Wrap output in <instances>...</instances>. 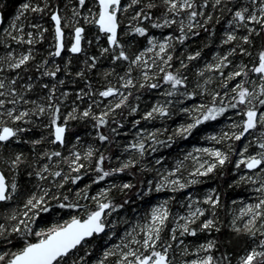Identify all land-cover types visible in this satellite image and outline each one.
Segmentation results:
<instances>
[{"label":"snow or ice","instance_id":"6c2138e0","mask_svg":"<svg viewBox=\"0 0 264 264\" xmlns=\"http://www.w3.org/2000/svg\"><path fill=\"white\" fill-rule=\"evenodd\" d=\"M69 3L70 14L68 5L62 10L56 0H21L7 27L0 31L3 52L0 54V147L4 149L3 160L8 167V172L0 168V202L8 207L2 214L5 222L0 223V264H174L176 258L170 252L177 243L184 245L180 249L182 254H195V258L182 260L181 264H232L231 253L214 254L215 240L189 247L180 238L187 234L196 236L203 230L219 231L215 211L221 198L216 189L202 197L188 193L187 200L182 202L185 208L182 212L173 213L169 201H162L142 215L134 213V218L120 219L109 218L124 209L131 199L125 190L134 188L132 181L117 184L109 180L104 187L92 191L93 184L116 173L127 170L138 176L133 169L139 164L141 169H148L155 176L151 180L138 179L135 195L162 189L175 193L199 183L201 177L229 163L237 171L243 167L256 172L250 175L244 171L238 181H233L251 182L256 194L254 200L239 209L230 224L235 232H243L252 240L238 256L237 264H264V36H261L264 0H235L234 3L225 0H130L129 3L76 0L72 3L69 0ZM129 10L130 16L127 15ZM226 10L230 17L226 19L228 28L219 43L228 47L223 52L216 51L210 62L194 66L198 82L189 90L190 73L186 74L189 63L202 53L199 49L186 50V55L177 57L179 67L174 68L177 42L184 45L190 36H198L196 29L207 30L210 37L215 36V25L219 23L215 17L217 14L224 17ZM45 15L52 22L51 43L37 59L38 50L31 46L45 40L44 34L49 31L43 22ZM123 21L127 27L121 29ZM4 22L5 16L0 11V24ZM87 24L97 28L92 38L86 36ZM66 25L72 28L67 33ZM173 25L175 30L166 36L150 33V27L163 29ZM100 34L106 37L107 46L99 45ZM124 36H131V40L124 41ZM257 36L262 40L259 45L255 43ZM137 37H144L147 47L136 45ZM93 39L100 51L89 55L84 42L91 44ZM126 44L136 50L129 52ZM66 47L73 54H84V67L73 71L71 65L78 57L68 58L63 64L57 62L56 58L62 56ZM105 54L112 66L103 77L107 80L110 74L115 75L120 86L109 81L96 89L89 73L97 68V62ZM116 67H120V72ZM61 71L65 73L63 79L58 76ZM75 78L86 84L76 89L78 95L70 101V110L62 112V103L69 100L73 91L66 86V81L77 84ZM210 82L215 83V87L210 89ZM154 89H162L165 99H156L141 113L140 90ZM198 95H207L209 99L181 107L180 112L185 113L187 119L176 124L171 132L165 127L137 128L142 120L172 115L170 106L174 100ZM85 99L88 102L81 109L77 101ZM124 110L141 114L132 122V128L137 129L133 141L121 145L128 154L123 159L116 155L115 166H105V153L97 144H89L82 151L78 147L79 136L75 144L69 141L68 122L85 119L96 130L98 141L112 143L115 147L113 142L120 135L117 129L124 128ZM229 110L232 111L225 127L205 137L214 144L193 147L182 159L175 160V166L166 167L163 155L155 160L158 167L144 163L149 152L170 147L178 138L191 136L198 126L216 121ZM113 124L116 127H112ZM34 127L48 129L47 142L57 147H44L45 136L32 138L29 134ZM103 128H108V133L100 130ZM235 141H242L239 150L233 146ZM16 142L32 145L35 158L29 159L22 151L8 155V146ZM216 143L222 146H215ZM65 144H71L66 156L59 148ZM112 159L111 155L107 156L108 161ZM189 159L195 162L190 170L185 163ZM50 162L55 167L50 166ZM21 170L29 178L28 182L18 180ZM89 172L93 175L83 187H67L75 186ZM113 189L124 193L120 201L114 199ZM12 201L17 202L16 206L10 204ZM204 203L208 207L203 206ZM209 207L212 216L201 220ZM52 211H63L67 218L60 216L59 222L50 226L40 224L44 219L42 214ZM197 220H200L199 225ZM119 223L125 228L118 236ZM166 229L168 235L164 236ZM100 234L118 237V242L101 246L96 252L91 241Z\"/></svg>","mask_w":264,"mask_h":264},{"label":"trees","instance_id":"16d2710c","mask_svg":"<svg viewBox=\"0 0 264 264\" xmlns=\"http://www.w3.org/2000/svg\"><path fill=\"white\" fill-rule=\"evenodd\" d=\"M1 1H2L1 4H3V6H0V11H2L5 16V22L3 23L2 26L3 29V27H5L6 24L8 23L12 14H14V10L18 9L21 0H1ZM124 1L125 0H123L122 2L124 3ZM56 2L61 4L63 10V5L65 2H68V0H56ZM75 2L76 0L74 1L72 0V3ZM225 2L234 3L235 0H225ZM156 14H159V12L157 11ZM227 18H230L229 14L227 13V10L225 11L224 17H219L218 14L216 15L215 19H219V23L215 25L216 28L215 36L210 37L207 30L196 29V31L199 33L198 36H190L188 41H186L184 45H179V43L177 42V47L175 50L176 54L174 55V59H173L174 68L179 67L177 57L186 55V50L199 49L201 50L202 53L201 57L189 63L186 72V74L190 73L188 76L190 81L189 90H192V88H194L195 86V83L198 82L194 66L199 67L202 66L203 63L206 61L210 62L214 58V54L216 51L223 52L227 49L228 45H220L219 43L220 38L223 36V32L228 28V25L226 23ZM43 22L45 26L48 27L49 29L47 34H45V40L31 46L38 50L37 59H39L40 56H43L45 54L44 51L45 49H49V44L51 43V34L53 31L52 22L47 15L44 16ZM81 23L84 22L81 20ZM125 27H126L125 24L122 23L121 29H124ZM174 30H175V25H173L172 28H163V29H153L150 27V33L155 34L157 36H161L162 34L166 36L169 31H174ZM65 32L67 33L69 31L65 28ZM96 32H97V28L95 25H86L87 37L90 35L91 37H94ZM100 36L101 38L99 41V45L107 46L106 37L103 34H100ZM261 36H264V33H262ZM261 36H257L255 39V43L257 45H259L262 42ZM122 39L124 41H130L131 36H124L122 37ZM136 45L147 47L145 38L137 37ZM24 47L27 48L29 46L24 45ZM126 47L129 52H134L136 50L135 47L129 44H126ZM85 49L89 55L99 54L100 51V48L94 39L91 44H87V42H85ZM17 50L19 51L20 49ZM65 52L66 49L64 50L61 57L56 58L57 62L62 64L65 63L63 59V55L65 54ZM253 53L255 55V49H253ZM0 54H3L2 49H0ZM69 57L70 58L78 57V59H74V63L73 65H71L73 71H77L80 68L84 67L82 63L83 59L85 58L84 54L73 55L69 52ZM117 64H119V62H117ZM111 66L112 64L107 59V54H105V56L102 57L97 62V68L89 73V78L93 81L94 88L100 89L103 86H106V84L109 81H111L113 84H116L117 86H120L119 84H117V77L115 75L110 74L107 80L103 77V73L107 71L108 68ZM116 71L120 72V67H116ZM58 76L63 79L65 78V73L61 71V73H59ZM75 79L78 80L77 84H69L66 81V86L73 90L69 95V99H70L69 103L71 100H74L78 95L76 89L79 87H83L86 84V81L80 80V78H75ZM45 82H47L46 79ZM218 82L219 81H216V83ZM208 86L211 89L215 87V83L210 82ZM162 89H154L151 91L140 90L139 104L141 107V113L143 110L147 109L149 106L154 104L156 99H160L162 101L165 99V97L161 94ZM197 91L199 92L200 90L197 89ZM107 99L108 98H106V100ZM202 99L207 100L209 99V97L207 95H203V96L198 95L196 97L174 100L173 104L170 106L171 111L173 113L172 115L164 119L142 120L141 125L137 126V128L143 126L144 128L151 130L152 128L165 127L168 129L169 132H171L176 124L180 122H184L187 119L186 114L180 112V108L191 106L192 104L200 103ZM87 102H88L87 99H85V101L83 102L77 101V103L81 104L80 105L81 109L86 106ZM133 103H135L134 100ZM101 107H103L102 104ZM65 110L66 108L62 104V112ZM117 111L119 112L121 110H117ZM231 111L232 110H229V113H227L225 116L218 117L216 121L205 122L204 124L198 126L197 129L193 130L191 136L187 138H178L176 142L173 143L170 147L158 148L156 152H149V154L145 157L144 163L150 165L151 167H158L157 165H155V160L161 155L165 157V161L163 163L171 164V162L175 161L178 158L182 159L184 153L192 149L194 146H198L202 144V141L206 137L207 133L212 131H219L220 129L224 128L225 125L228 123L227 116L231 115ZM141 113L134 114V113H130L129 110L123 111V116L125 117L124 128L123 130L117 129L120 135L117 137V140L113 142L115 143V147H113L112 143L98 141V138L95 136L96 130H94L92 128L91 123H89L88 120L85 119L69 121L67 137L69 141H71V144H75L76 143L75 138L79 136L81 142L78 146L82 151L86 150L89 144H97L98 146L101 147V151L105 153L106 156L105 166L107 167L109 164L115 166L118 163L115 160L116 155H119L121 159H123L128 154L122 150L121 145L133 141V134L137 129L132 128V122ZM235 118L236 117H233V119ZM112 127H116V125L113 124ZM100 130H103L106 133H108V128H103ZM48 131L49 130L45 128L34 127L33 131L29 135L32 136V138L45 136L44 147L56 148L57 145L49 144L47 142ZM71 144H65L59 146L63 155L66 156L68 154L69 151L68 149L71 147ZM233 146L237 147V149L239 150L242 147V141H235ZM14 151L24 152L25 155L29 157V159L35 158L32 155V145L26 142H16L15 144H10L8 146L7 154L11 155L12 152ZM4 154H5L4 149L0 147V164H1V160L3 161ZM109 155L113 157L111 161L107 160V156ZM185 163L187 165L188 161L187 162L185 161ZM50 166L55 167V165L52 162H50ZM133 171L137 172L138 176L133 175L132 172L126 170L123 173H116L111 175L109 178H106L105 181H101L98 182L97 184L92 185V191L94 192L95 190H97V188L104 187L109 180L114 181L117 184L132 181L134 188L131 191L125 190V192H127V195L131 199L127 203H125L124 209L117 210V212L113 214L112 219H120L125 216L134 218V213L136 215H142L148 211L150 205L153 203L155 198L159 197L168 200V198L170 197L167 191H155V190L152 193L145 192L143 196L135 195L134 194L135 190L137 187H139V185L136 183L137 180L138 179L151 180L155 176V173L149 171L148 169H141L139 164L135 166ZM244 171H248V170L241 167V169L237 171L234 169L233 164L229 163L223 169H218L216 172L210 173L208 176H203L202 178H200V182L194 187L189 186L188 188L183 189L182 191L177 193V197H179V200H182L186 197L188 193H192L194 191H196L198 194H201V189H210V190L216 189L217 192L220 194V198H221L220 205L216 207V211H215V218H216V223L219 225V231L215 229H213L212 231L203 230V231H199L196 234V236L187 234L185 237H183V239L185 240V243L189 247H191L194 244L203 243L205 242V240H215L217 242V248L214 250V254L219 256L222 255L224 252L231 253L230 258L232 259V264H237L238 256L242 254V250L245 247H247V245L251 243L252 240L245 233L243 232L237 233L232 229V227H230L232 220V207L235 206L238 201L243 199L252 198L254 200L255 198L252 196L256 195L253 191V187L251 186V184L233 183V181H238L239 175L242 174ZM248 172L250 175H254L256 173L255 170ZM92 175L93 174L89 172L85 176H83L81 181L77 182L75 186L68 185L67 187H83L84 184L89 182V179L92 177ZM9 176H11V173H9ZM18 180L28 182L29 178L24 174V171L21 170ZM112 192L114 199H116L117 201H120L121 197L124 195V193L119 192L117 189H113ZM175 199H173L171 202H174ZM16 203H17L16 201L10 202L12 206H16ZM54 206L58 208V205H54ZM6 211H8V207L2 203L0 205V223L5 222L4 216L2 214ZM42 216L44 217V219L39 221V223L47 226H50L52 223L59 222L60 216H64V218H67V216L63 211H52L47 214H42ZM210 216H212L211 207H209V211L201 218V220L206 219ZM196 223L197 225H199L200 220H197ZM124 228L125 225L123 223H119L117 225L118 236L123 234ZM162 235L167 236L168 231H165ZM91 242L96 246L95 251L99 252L101 246H111L112 243L118 242V237H111L110 235L102 234L96 237L95 239H93ZM85 247H87V245H85ZM170 255L174 256L172 255V253ZM94 258L95 257L93 256V259Z\"/></svg>","mask_w":264,"mask_h":264},{"label":"rangeland","instance_id":"374dc122","mask_svg":"<svg viewBox=\"0 0 264 264\" xmlns=\"http://www.w3.org/2000/svg\"><path fill=\"white\" fill-rule=\"evenodd\" d=\"M74 1V0H73ZM71 2H72V0H71ZM130 2V0H125L124 1V3H129ZM2 3V1L0 0V6H3V4H1ZM64 5H68V8H67V11L69 12V14H70V9H71V4L69 3V0H68V2H65L64 3ZM63 5V6H64ZM14 14H12V16H13ZM128 16H130L131 15V10H129V13L127 14ZM12 16H11V18H12ZM10 18V19H11ZM9 19V20H10ZM83 21V20H82ZM84 22V21H83ZM122 23H124L125 24V26L127 27V25H126V21H123ZM87 25H91V24H87ZM5 27H7V24H6V26ZM65 28L68 30V31H71L72 30V28H71V26L70 25H66L65 26ZM45 34H47V33H45ZM44 34V35H45ZM89 38H92L91 37V35L90 36H88ZM159 37V36H158ZM40 42H42V41H40ZM86 42V41H85ZM85 42H84V45H85ZM67 43H68V38H66V45H67ZM88 44V43H87ZM35 45V44H34ZM66 49V52H65V54L63 55V59H64V62L66 63V60L68 59V58H70L69 57V49L66 47L65 48ZM147 55H149V56H151L152 54L151 53H148ZM70 95V94H69ZM70 100V99H69ZM69 100L68 101H64L62 104L64 105V107L67 109V110H70V103H69ZM79 105H81L80 103H78ZM81 107V106H80ZM215 142L214 141H210V140H208V139H205L204 138V140L202 141V144L201 145H198V146H194V147H199V146H208L209 144H214ZM215 146H222L221 144H218V143H216L215 144ZM79 147V146H78ZM71 148V147H70ZM70 148L68 149V150H70ZM191 150L192 149H190L189 151H187V152H191ZM188 161V163H187V165L186 166H189L188 167V170H190V166L191 165H193L195 162L194 161H192V160H187ZM186 161V162H187ZM165 166L166 167H171V166H175V161H173V162H171V164H169V163H165ZM0 168H3L4 170H6L7 172H8V167L5 165V162H4V160L2 161L1 160V164H0ZM256 174V173H255ZM254 174V175H255ZM185 176H186V172H185ZM202 178V177H201ZM247 183H249V184H251V182H247ZM198 184V183H197ZM197 184H195V185H197ZM195 185H190V186H192V187H194ZM252 186V185H251ZM183 190V189H182ZM182 190H178L177 192H172L170 189H162V190H160V191H167V193L170 195V197L168 198V200H166L165 198H159V197H157V198H155L154 199V201H153V203L150 205V207L152 206V205H154V204H156V203H160V202H162V201H169V204H170V207H171V209H172V211H173V213H177V212H182V211H185V208H184V205H183V203L182 202H184V201H186L187 200V198H188V194L186 195V197L184 198V199H182V200H179V197H177V193H179L180 191H182ZM211 193V190L210 189H201V194H198L196 191H194V192H192V194H194V195H198V196H203L204 194H210ZM256 196V195H255ZM255 196H252V197H254L255 198ZM173 197H175L176 199H175V201L174 202H171L173 199ZM253 199L252 198H250V199H243V200H240V201H238L237 202V204L235 205V206H233L232 207V220L238 215V213H239V209L240 208H242L243 206H244V204L245 203H247V202H249V201H252ZM203 206H205V207H208V205L206 204V203H204L203 204ZM150 207H149V209H150ZM148 209V210H149ZM206 214V213H205ZM202 218V217H201ZM109 219H112V217H110ZM171 217H170V221H171ZM243 219V218H242ZM231 220V221H232ZM238 223L240 222L239 220L237 221ZM165 231H168L167 229L165 230ZM180 238H182L183 239V237H180ZM184 247V245H179L178 243L177 244H174V250L172 251V252H170V254L172 253V255H174V257L176 258L175 259V261H174V264H181V261L182 260H187L188 258L189 259H191V258H195V254L194 253H188V254H182V252L180 251V249L181 248H183ZM201 255H202V253H201ZM111 259V258H110Z\"/></svg>","mask_w":264,"mask_h":264},{"label":"water","instance_id":"95a60500","mask_svg":"<svg viewBox=\"0 0 264 264\" xmlns=\"http://www.w3.org/2000/svg\"><path fill=\"white\" fill-rule=\"evenodd\" d=\"M123 1V0H122ZM2 26H3V24H0V31H1V29H2ZM69 51H70V49H69ZM64 52V51H63ZM71 53V52H70ZM63 54V53H62ZM71 54H73V53H71ZM73 55H78V54H73ZM67 134H68V130H67ZM248 171H254V170H248ZM3 202H0V205L2 204ZM100 235H102V234H100Z\"/></svg>","mask_w":264,"mask_h":264}]
</instances>
